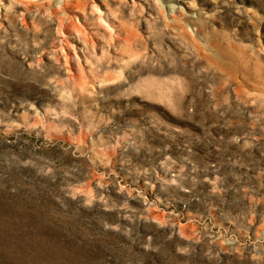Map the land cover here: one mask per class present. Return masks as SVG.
I'll list each match as a JSON object with an SVG mask.
<instances>
[{"label": "rangeland", "instance_id": "1", "mask_svg": "<svg viewBox=\"0 0 264 264\" xmlns=\"http://www.w3.org/2000/svg\"><path fill=\"white\" fill-rule=\"evenodd\" d=\"M0 264H264V0H0Z\"/></svg>", "mask_w": 264, "mask_h": 264}]
</instances>
